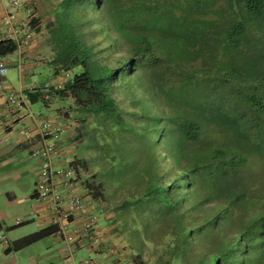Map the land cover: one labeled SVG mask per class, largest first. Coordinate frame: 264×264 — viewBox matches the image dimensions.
Segmentation results:
<instances>
[{"label": "trees", "instance_id": "1", "mask_svg": "<svg viewBox=\"0 0 264 264\" xmlns=\"http://www.w3.org/2000/svg\"><path fill=\"white\" fill-rule=\"evenodd\" d=\"M83 1L89 7L99 8L96 3L100 0ZM122 1L114 2L115 11L111 10L112 5L105 10L108 14L106 27H112L117 38L125 43L128 41L125 45L134 51L142 49V59L154 61L162 58L176 68L177 60L184 59L190 49L196 45L204 46L207 41L211 43L221 68L214 65L215 70L205 75L206 81H201L200 90H196L197 86L195 94L192 91L186 98L189 99L186 105L191 108L198 104L203 106L214 94L211 118L227 131L234 128L264 154V0H226L227 9L217 13L218 19L213 22L199 15L210 10L214 0L174 1L177 9L182 10L179 16L159 15L157 12L162 6L158 0H141V6L129 7H123ZM74 2L66 0V15ZM57 10L55 8V12ZM172 10L171 7L168 11ZM37 21L38 17H31L33 29ZM55 21V25L49 28L54 44V57L50 61L54 73L80 68L63 89L55 91L57 96H70L80 111H103L121 120V110L111 95L110 84L121 72H136L133 57H119L116 60L119 67H112L101 60L98 50L84 44L67 16L63 22ZM127 23L140 32H128ZM148 36L154 40L151 42L155 44L156 53L143 46V41L150 42ZM17 47L14 40H0V56L13 53ZM187 80L183 86L188 88L187 92L199 83L195 74ZM26 94L32 102L40 99V90ZM143 94L149 101L153 95L152 92ZM150 104L153 110L151 101ZM173 111L174 127L164 125V134L158 139L163 143L164 151H157L150 159L151 169L146 170L145 180L143 176L139 179L143 186L141 191L137 192V187H133L137 200L147 199L143 208L149 207L156 213L152 217L154 222L150 217L145 219L144 235L148 236L151 232L150 236L158 233L159 237L162 232L170 233L172 240L164 253V264H264V212L248 215L254 197L248 195L246 186L239 182L238 177L246 168L247 152L233 145L225 147V161L217 163L213 157L218 147L211 143L206 148L208 166L199 167L197 163L200 161H195L194 156L183 154L186 144H177L173 132L179 133L181 142L198 140L204 119L200 120L190 111L174 108ZM233 155H237L238 159ZM164 169L174 172L168 182ZM204 169L210 174L205 179L201 173ZM93 180H85V187L94 188L90 191L93 195L100 194L103 184L94 186ZM157 202L163 208H156ZM127 205L124 201L122 205H117L116 210ZM240 209V215L236 214ZM52 227L18 239L15 247L22 248L43 239L53 229L55 231ZM133 261L143 264L138 255ZM161 263L160 260L157 262Z\"/></svg>", "mask_w": 264, "mask_h": 264}, {"label": "rangeland", "instance_id": "2", "mask_svg": "<svg viewBox=\"0 0 264 264\" xmlns=\"http://www.w3.org/2000/svg\"><path fill=\"white\" fill-rule=\"evenodd\" d=\"M140 1L123 0L122 6L129 7L137 4L141 6L139 4ZM158 1L162 6L157 12L159 15L166 16L170 14L179 16L182 13V10L177 9L175 6L177 0ZM65 2L66 0H36L34 8L38 7L39 10H45L44 16L49 12L52 13L49 14L46 20L48 29L55 25V20L63 22L64 17L67 16L80 39L85 45L98 50L97 55L103 62H108L112 67H119L116 61L117 58L131 56L134 60L133 67L136 69L135 73L132 70L126 73H119L118 77L110 84L111 95L121 110V120H117L113 115L103 111H80L77 109L71 112L69 107H64L63 109L67 111H62L61 113L66 118L64 122H67L70 126L76 122L74 124L75 127L71 129L74 142L69 148L71 152L70 158L73 160V166L76 167L80 176L82 187L86 185L85 180H93L94 178V186L100 183L103 184L100 194L105 196L106 200H110L116 206L122 205L124 201L128 203L124 209L114 213L117 221L113 220L106 227H101V232L109 235L110 239L115 240L120 250H123L124 247V255L117 252L113 259H122L123 261L134 263L133 260L138 255L142 258L143 264H157L159 260L162 261L161 264H164L163 262L166 259L164 253L168 249L172 236L168 232L160 233L159 237L157 236L158 233H152L150 236L151 232H149L148 236L144 235L145 219L150 217L152 220L156 213L149 210V207L143 208L147 199L139 198L137 200L138 195L133 187H137V192L141 191L142 185L139 179L142 176L143 178L146 177V170L151 169L150 159L153 158L157 151L159 153L164 151L163 143L158 141V139H161L164 134L165 126L174 127L172 122V117L174 119L173 108L190 111L200 120L204 119L202 120L203 124L198 140L181 142L179 133L173 132L174 137L177 139V144H186L183 146V154L185 156H194L195 161H200V163H197L199 167L208 166L209 157L206 154V148L211 143L218 147L215 149V157H213V161H217V163H224L225 160L223 158L226 153L223 149L225 147L233 145V147H238L247 152L246 168L238 174V177L239 182L244 187L246 186L248 195L252 198L254 197L253 207L248 210V215L257 211L264 212V154L234 128L232 131H227L211 118L210 110L211 105L215 101L214 94H212V98H208L207 104L203 106L198 104L195 108H191L186 105L189 101L186 98L190 96L192 91L195 94L197 86L196 90H200L201 81H206L204 79L205 75L208 72H213V69L215 70L214 65H218L221 68L219 57L217 59L215 57L218 54L213 50L211 43L207 41L204 46L196 45L190 49L191 51L187 53L184 59L177 60L178 65L176 68L162 58L154 59V61L142 59L144 55L142 49L138 50L137 48L134 51L132 47L126 46L128 41L125 43L124 40L117 38V34L114 33L115 30L112 27H106L108 14L105 10L112 5L113 8L111 7V10L115 11L114 2L116 0L98 1L96 6L97 8L99 7L98 9H102V12L98 11L95 6L89 7L83 0H75L68 15L64 13L67 5ZM22 7L23 5L19 9V13ZM171 7L173 10L170 12L168 10ZM210 7V10L203 15H199V17L213 22L218 19L217 13L220 12L221 14L222 10L227 9V3L226 0H214ZM55 8L58 9L56 12ZM21 17L29 18L28 16ZM127 24L129 25V28H126L128 32L132 34L140 32L136 28L133 29L134 27L131 28L129 23ZM107 32L111 36L107 35ZM148 39L150 42L146 43L143 41V46L146 50L155 51V44L151 42L154 40L151 37L149 38V36ZM79 71V67L70 69L71 78L72 75ZM14 72L16 73L14 69L8 68L5 78ZM193 74L196 75V80L199 83H195L193 88L187 92L188 88L183 87L185 86L184 82L187 79L189 80ZM2 81L4 83L5 79ZM14 86H12V91L15 92L18 89L17 77H15ZM144 92L153 93L150 97V101L154 105L153 110L150 109V101L147 100L143 94ZM23 98L26 104L30 106L31 112L35 116H40V119L45 117L55 118L58 115L56 108L60 107V100L57 95L49 101V103L51 102L49 107H45L41 100L32 102L27 95H24ZM69 113L71 114L70 117L67 116ZM161 122H164L163 126L159 125ZM233 157L238 159L237 155H233ZM163 173L167 182L174 175L173 171L168 170ZM201 173L203 174V179L210 176L208 170H201ZM91 176L94 177L92 178ZM0 183V189L6 184H11L10 182L6 183V181H0ZM92 189L94 191V188ZM88 190L92 191L90 187H88ZM31 199L33 200V198ZM133 199L136 200L131 201ZM2 201L6 203L8 197L0 195V205H2ZM212 202L213 204L216 203L215 201ZM20 205L23 209H28L26 203L22 202ZM160 205V202H157L155 206L156 208H163ZM152 206H154L153 203ZM13 209H0V222L4 219L1 211H4L8 218L13 217V219L16 216V218L22 220L34 216L30 215L33 212L31 208V210L28 209L26 212L25 218H23L24 213L15 212ZM240 213L241 209L236 212L239 215ZM152 222L154 221L152 220ZM28 224L29 222L20 226L21 230L29 231L31 226L29 227ZM113 225L118 226L116 230H114L115 228H109V226ZM1 226L0 233L2 235L8 237L10 241L15 239V230L19 227L6 230L4 229V223H1ZM154 228L156 227L152 229ZM59 246L60 248L62 247V241H60ZM34 247L37 248L38 245L35 244ZM1 251L2 248H0V253L2 254ZM15 252L17 253V251ZM111 261L106 262V264H112Z\"/></svg>", "mask_w": 264, "mask_h": 264}, {"label": "crops", "instance_id": "3", "mask_svg": "<svg viewBox=\"0 0 264 264\" xmlns=\"http://www.w3.org/2000/svg\"><path fill=\"white\" fill-rule=\"evenodd\" d=\"M35 1L36 0H22L23 7L19 13V15L23 17H38L37 26H34L36 29H33V45H18L13 53L3 57L0 56V61H3L8 68H12L16 71V73H10V75L5 78V86L12 90V86L15 87V77H17L18 89L16 92L25 95H27L26 93L29 91L36 89L43 90L51 87L61 76V73H54L53 67L50 64L51 59L54 57V44L48 32L49 29L46 25V20L51 12L44 16L45 10H39L38 7L34 8ZM9 11H12V9L7 6L5 1L0 0V33L4 32L2 18ZM59 100L60 107L56 108L57 116H62V111H67L63 109L64 107H69L71 112L72 110H77L70 96H60ZM43 104L45 107L51 106V102ZM3 107L7 117L0 118V181H6V183L10 182L11 184L8 185L5 183L6 185L2 186L0 189V195H6L8 197L6 203L2 201L0 209L6 208L9 210L14 208L13 210H15V212L19 211L24 213L23 218H25L26 212L31 208L34 216L32 215L33 217L29 219H21V223L16 224L15 221L17 216L14 219L13 217L8 218L4 211H1L3 214L2 218L4 219L0 222V228H2L1 223H4V229L6 230L15 227L19 228L15 230V239L10 241L8 237L5 236L9 240L10 249L9 251H1L0 264H69L70 262L63 259L61 253L62 247L60 248L59 246L62 240L57 236L54 229L46 236L47 238L44 237L22 248L15 247V241L18 239L41 229L52 227L50 223V210L46 203L40 201L34 195V183L40 164L39 160L31 155V150L45 140L42 139L39 130L40 116H37V119L27 116V113L31 112L30 106L10 108L3 102ZM70 115L69 113L67 116L70 117ZM75 123L76 122H74V124ZM74 124L71 126L69 125V133L57 142L59 147L57 157L54 161L55 166H64L66 159L70 158L71 152L69 147L74 142L71 129L75 127ZM22 129H28L30 131V136H22L20 134ZM46 141L51 140L47 139ZM86 193L88 209L99 214L100 229L102 226L106 227L113 220L117 221V217L114 215L115 212H118L116 210V205L110 200H106L105 196L101 194H90V190ZM31 198H33V200ZM22 202L27 204L28 209H23L21 207L20 204ZM27 222H29V227L31 226L29 231L21 230L20 226ZM115 227V225L109 226V228ZM35 244L38 245L37 248L34 247ZM116 248V250H119L118 246H116ZM15 251H17V253ZM114 251L111 254H103L97 253L95 250L89 248H82L75 253V259L77 264L80 259L85 257L103 258L105 264L112 260L111 262L114 264L116 259L113 258L116 255L115 253H117V251ZM118 253L121 254V252Z\"/></svg>", "mask_w": 264, "mask_h": 264}, {"label": "built area", "instance_id": "4", "mask_svg": "<svg viewBox=\"0 0 264 264\" xmlns=\"http://www.w3.org/2000/svg\"><path fill=\"white\" fill-rule=\"evenodd\" d=\"M12 11L7 12L2 18L4 32L0 33V40H14L17 45H33V28L29 18H22L19 9L22 0H2ZM20 29V30H18ZM21 32V33H20ZM8 71L7 65L0 61V118H6L3 102L10 108L27 106L23 96L14 92L3 83ZM60 78L49 88L40 90V99L43 103L49 102L56 96V90L64 88L65 83L71 79L69 71L60 74ZM2 100V101H1ZM27 116L37 119V116ZM63 116L55 118L45 117L39 120V130L42 136V143L31 150V155L39 160V171L34 183V195L46 203L51 212L50 223L55 228V233L62 240L61 253L65 261L70 264H77L75 253L82 248L95 250L97 253L111 254L121 252L116 250L115 240L110 239L99 228V214L88 209L86 196L88 189L82 187L80 176L74 167L73 160L66 159L64 166H55L54 161L58 154V141L69 133V124L64 122ZM20 134L24 137L30 136L28 129H22ZM50 139L51 141H46ZM93 191V189H91ZM32 216L33 213L31 212ZM21 219L17 218L15 223L20 224ZM9 240L0 233V248L6 251L9 247ZM78 264H105L103 258L85 257L78 261ZM114 264H134L128 261L115 260Z\"/></svg>", "mask_w": 264, "mask_h": 264}]
</instances>
